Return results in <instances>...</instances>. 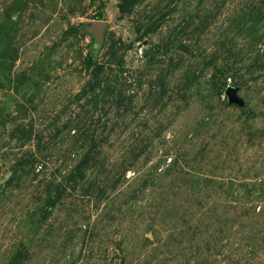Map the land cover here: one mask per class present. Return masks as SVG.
I'll return each instance as SVG.
<instances>
[{
	"label": "rangeland",
	"instance_id": "obj_1",
	"mask_svg": "<svg viewBox=\"0 0 264 264\" xmlns=\"http://www.w3.org/2000/svg\"><path fill=\"white\" fill-rule=\"evenodd\" d=\"M0 264H264V0H0Z\"/></svg>",
	"mask_w": 264,
	"mask_h": 264
},
{
	"label": "water",
	"instance_id": "obj_2",
	"mask_svg": "<svg viewBox=\"0 0 264 264\" xmlns=\"http://www.w3.org/2000/svg\"><path fill=\"white\" fill-rule=\"evenodd\" d=\"M106 23L105 22H95L92 24L91 26V32L96 33V35L98 36V39L101 40L102 35L104 33V29H105Z\"/></svg>",
	"mask_w": 264,
	"mask_h": 264
}]
</instances>
